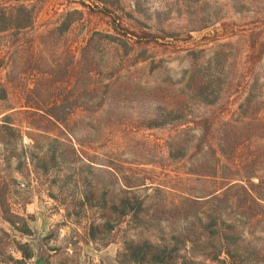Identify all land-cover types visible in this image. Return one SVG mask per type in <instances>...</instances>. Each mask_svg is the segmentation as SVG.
Segmentation results:
<instances>
[{
  "label": "rangeland",
  "instance_id": "obj_1",
  "mask_svg": "<svg viewBox=\"0 0 264 264\" xmlns=\"http://www.w3.org/2000/svg\"><path fill=\"white\" fill-rule=\"evenodd\" d=\"M18 1L34 2L35 28L17 43L0 35V113L12 110L0 180L31 235L0 220V250L20 259L12 242L28 244L24 264H118L127 239L182 235L194 197L264 180V0ZM104 9L155 42L113 31ZM120 195L143 203L136 229L111 209ZM236 206L240 218L260 211L245 198ZM241 220L248 264H264V224Z\"/></svg>",
  "mask_w": 264,
  "mask_h": 264
},
{
  "label": "trees",
  "instance_id": "obj_2",
  "mask_svg": "<svg viewBox=\"0 0 264 264\" xmlns=\"http://www.w3.org/2000/svg\"><path fill=\"white\" fill-rule=\"evenodd\" d=\"M33 4L34 2L24 4L15 0L14 4L1 6L0 35L10 34V37L14 38L15 36L16 38L23 31L31 34L34 29L36 12ZM80 5L83 8L85 7L83 3ZM78 13L80 12L74 10L59 16L60 18L55 22L57 24H54L52 28L54 34L64 35L73 23L70 18ZM103 14L111 18L113 31L119 28L124 36L132 35L138 40L144 39L146 42H155L156 36L152 34L146 32L133 34V32L122 26L120 18L114 17L107 9L103 10ZM95 35L101 34L97 33ZM17 39H14L15 43L18 42ZM255 59H258V57ZM205 91H201L198 95L202 97ZM0 97H2L0 100L5 99L4 94ZM203 100H206V97L202 98ZM246 105L249 106L250 104ZM11 111L0 113V140L3 138V134L7 133L12 127L9 122L11 118L8 116ZM174 119H177L174 125H182L183 120H179L181 118L176 116ZM0 144H3V141H0ZM195 149L199 150L198 144H195ZM238 178L236 180L240 183L224 182L217 190L208 193L205 197L191 199L188 208H194V210L186 211L185 215L183 214L182 235H171V243L163 239L158 244L148 239H127L124 241L117 253L118 264L123 262L131 264H199L195 262L198 257H201V264H205V261L215 264H248L249 256L245 255V252H248L247 249L251 242L239 232V225L241 219L245 221L244 223L250 222V217H258L259 221L264 224V211L260 209L261 204L264 203V180L261 179L256 183H252L253 177L251 176ZM125 187L127 188L126 192L131 191L132 187L127 185ZM239 191L242 193L241 197L237 195ZM10 192L9 187L0 180V220L10 225L18 234L29 236L31 231L27 225L28 218L13 215L10 209L7 208V202L5 201H7ZM243 198L251 202L260 211L247 218H240L236 213L232 214V211L238 208L236 202L241 201ZM117 202L118 205H111L112 211L118 213L120 218H129L133 229H136L138 226L136 222L142 211L143 203L125 195H120ZM204 205L207 207L206 209L195 210L196 207ZM119 207L121 208L119 209ZM261 231L264 235V228ZM4 238L7 239L8 235L0 230V242ZM212 242L218 244L217 250L211 249ZM12 244L14 252L20 256V259H16L9 252L0 250V264H24L32 259L33 252L28 244L17 241H13ZM221 255H224L226 260H220Z\"/></svg>",
  "mask_w": 264,
  "mask_h": 264
},
{
  "label": "crops",
  "instance_id": "obj_3",
  "mask_svg": "<svg viewBox=\"0 0 264 264\" xmlns=\"http://www.w3.org/2000/svg\"><path fill=\"white\" fill-rule=\"evenodd\" d=\"M32 2V1H31ZM35 28V27H34Z\"/></svg>",
  "mask_w": 264,
  "mask_h": 264
}]
</instances>
